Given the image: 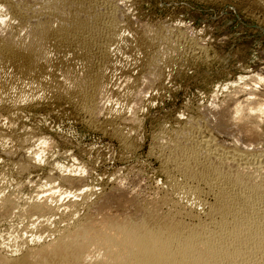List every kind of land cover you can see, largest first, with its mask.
<instances>
[{
    "label": "bare ground",
    "instance_id": "obj_1",
    "mask_svg": "<svg viewBox=\"0 0 264 264\" xmlns=\"http://www.w3.org/2000/svg\"><path fill=\"white\" fill-rule=\"evenodd\" d=\"M253 1L264 9V0ZM131 3L0 0V160L15 173L40 169L56 146L27 127L8 145L27 109L68 104L129 149L150 91L190 61L211 59L198 31L141 21ZM235 86L226 100L215 93L177 126L155 132L162 192L146 194L135 179L132 189L126 179L88 189V169L56 160L45 165L51 189L43 196L0 186V223L27 217L37 233L3 246L0 264H264V71ZM61 191L81 200L60 204Z\"/></svg>",
    "mask_w": 264,
    "mask_h": 264
},
{
    "label": "rangeland",
    "instance_id": "obj_2",
    "mask_svg": "<svg viewBox=\"0 0 264 264\" xmlns=\"http://www.w3.org/2000/svg\"><path fill=\"white\" fill-rule=\"evenodd\" d=\"M128 1L130 3L132 1L130 5L133 6L135 16L139 20L142 18L141 21L183 24L184 27L188 26L190 29L198 31L211 59L202 60V62L200 59L197 62L190 61L189 63L194 65L186 64L187 66H184L182 70L185 72H175L167 77L163 86L165 89L161 87L150 91L147 95L149 99L146 98L145 106L139 114L142 120L141 124L134 128L135 132L133 131L130 139L131 145H133L131 147L134 149L131 147L128 149L119 139L110 134H103L102 131L101 133L99 130L92 129L85 123V120H82L84 119L83 116L75 113L68 104H54L53 106L43 104L35 106L36 108H29V110L32 109L30 111L27 109L24 113L26 119L23 116L24 121H21L19 131L9 133L14 135L9 137L8 145L9 143L10 145L15 143L14 140L16 141L18 137L17 134L20 137L23 136L22 133H26L27 127L30 128L29 131L31 132L33 131L36 134L39 132L37 136L53 138L50 147L54 146L53 143L55 142V148L52 147L55 150L51 152L53 149L49 148L50 152L47 151V153H50V155H45V157L48 156V160H44L43 166L40 169L31 170L23 176L15 173V169L7 161L0 160V172H3L2 174L6 173L4 174V180L8 175L7 180L0 181V186L3 188H0L1 191L21 193L20 196L23 198H25V195L27 198H30V196L33 198L40 192L43 196L47 192L46 189H51V185L49 186L45 182L48 180L47 182L51 184L47 173L48 171L49 174L51 173L52 161L55 162V160L69 168L71 166L75 167V165L78 166L77 164L80 163L78 167H75L76 169L84 167L82 169H85L86 172L88 169L89 173L86 174L85 172L86 179L89 176L85 181L87 182V188L90 187L88 189L92 187L98 191L99 189L102 191L104 188V190H109L114 182L119 179L120 181L124 180V183H127L126 180H129L128 182L133 181L130 182V185H134L133 187L128 183L129 186L127 187L130 189L136 187L137 182L143 183V190L146 188L147 193L144 190L146 194H151L155 190L161 191L165 187L167 178L161 170L162 163L157 159L154 153L155 150L152 151V137L155 132L160 131L162 127L177 126L176 124H179L181 120L184 121L188 116H192L199 105L207 106L217 96L218 101L226 100L228 96L233 95V90H240L237 86L234 88V84L239 83L241 77L247 78L256 71H264V9L260 8L253 0H141V2L138 0L139 3L135 2L138 6L133 5L135 0ZM133 11L131 10V14H134ZM119 86L117 85L116 88L122 89ZM215 93L217 96H214ZM240 93L238 97L243 98L244 94L241 96L242 93ZM112 104H116V102L113 101ZM29 131L27 133L31 134ZM46 164L51 165V167L45 166ZM45 177L46 179H44ZM137 177L142 179H137ZM111 179L115 181L112 183ZM135 182L136 186L133 184ZM43 190L45 193H42ZM61 192H58L59 195ZM62 193L64 195L61 194V200L63 199L64 202L61 201L60 204H66L72 198L81 200V198H74L72 194ZM17 216L19 215H14V219L10 217L13 220L8 218L3 222L1 221L0 245L2 246H0V250L3 249V246H7V243H13L14 240L12 241V239L19 234H27L28 237L34 236V234L37 235L33 227L31 229L27 228L31 225L27 217L20 218ZM25 225L24 229L23 226ZM13 233L15 234L13 235ZM43 235L44 239L47 234L46 236Z\"/></svg>",
    "mask_w": 264,
    "mask_h": 264
}]
</instances>
